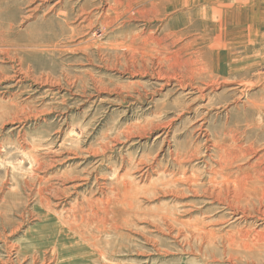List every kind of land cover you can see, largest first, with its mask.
<instances>
[{"label": "rangeland", "instance_id": "374dc122", "mask_svg": "<svg viewBox=\"0 0 264 264\" xmlns=\"http://www.w3.org/2000/svg\"><path fill=\"white\" fill-rule=\"evenodd\" d=\"M150 1L0 0V264H27L21 244L36 248L33 237L43 226L67 244L65 264H264V0H255L251 9L243 0L245 6L225 26L215 22L224 13L209 12L211 37H199L203 33L197 21L185 27L189 31L183 28L175 45L164 39V30L173 19L174 26L184 27L188 7L180 4L161 11L159 19H148ZM137 8L146 13H136ZM82 9L96 19L99 9L119 16L111 26H87L79 23ZM151 35L163 37L162 46ZM17 70L23 82L14 86L11 78ZM208 74L219 75L220 81L208 93L212 105L203 125L210 155L202 148L200 158L180 168L172 159L177 144L201 149L203 142L195 139L192 128L201 122L200 115L188 118L187 94L175 79L193 77L200 84ZM196 102L203 104L206 98ZM102 145L109 147L106 158L100 157ZM95 149L100 155L92 154ZM68 156L73 160L67 162ZM204 157L208 165L201 163ZM36 159L43 162L40 170ZM96 159H102L95 163V175L103 177L104 192L118 196L122 207L134 203L127 218L131 222L118 229L121 235L101 233L86 221L85 226L80 220L63 224L67 205H54L51 197L43 220L46 209L38 190L47 193L44 189L58 181L61 171L88 170ZM143 165L152 166L147 177L158 182L155 189L139 176ZM192 173L199 180L196 188L184 182ZM205 188L221 191L218 197L224 202H207L201 193ZM83 190L79 193L87 197ZM119 192H125L127 204ZM67 195L70 202L78 196ZM157 211L169 212L177 221H197L215 234L211 240L185 241L187 230L178 235L182 226L173 221L170 231L164 229L166 221ZM94 214L89 211L88 217ZM238 215L242 217L236 219ZM45 256L47 264H56L50 253Z\"/></svg>", "mask_w": 264, "mask_h": 264}, {"label": "bare ground", "instance_id": "6f19581e", "mask_svg": "<svg viewBox=\"0 0 264 264\" xmlns=\"http://www.w3.org/2000/svg\"><path fill=\"white\" fill-rule=\"evenodd\" d=\"M108 1H113L114 4H117V5H120V0H108ZM150 1V0H149ZM136 3V2H135ZM254 3H255V0H250V2L248 3V0L246 1V6L249 7L250 9L253 8L254 6ZM185 5L188 7V12L186 14V22L183 24L184 27L180 26V27H176L174 26L173 24V21H172V24L165 28V34H164V39L165 40H169L170 41V44L172 45H175L177 44V42H179V40L181 39L182 37V34H183V28L184 29H187L185 27H190L191 26H196L197 24V21H199L198 23L200 24L201 28H202V35L199 36L201 38H204V39H207L211 36L208 37V24H211V23H208V14L209 12H218L220 14H225V17L222 16L221 19H219L218 21H215V22H218L220 24H223L224 26L227 24V22L233 20V13L234 14H239L240 10L245 6V3L243 0H151L150 1V17L149 18H154V17H157L159 16V14H162L161 11H167L168 9H173L175 7H177L178 5ZM133 6V5H132ZM103 8V7H102ZM100 8V9H102ZM261 8V7H260ZM99 9V13H100V17L99 18H92V16H90V14L88 13V11H85L84 9L81 10V12H83L81 15H80V18L82 17V20H80L79 23H86L87 26H90L92 25L93 23H100L102 24V26L104 25L105 27L107 25H110L113 24L116 19H117V16H119L118 13H116L114 16H110L108 10L104 9L103 11ZM127 9V8H125ZM106 10V11H105ZM109 10L114 12V6H109ZM147 10V9H146ZM187 10V9H186ZM136 13H144L145 11L144 10H141L140 8H137ZM148 12V11H147ZM131 13V12H130ZM146 13V12H145ZM167 13V12H166ZM231 13L230 15H227ZM149 14V13H148ZM129 15V14H128ZM133 15V13H132ZM136 15V14H135ZM130 16V15H129ZM137 16V15H136ZM131 17V16H130ZM141 17V15H140ZM144 15L141 17L143 18ZM146 17V16H145ZM144 17V18H145ZM181 17V16H180ZM119 18V17H118ZM134 18V17H133ZM136 18V17H135ZM134 18V19H135ZM138 18V17H137ZM143 18V19H144ZM160 18V16L158 17V19ZM181 19V18H180ZM165 20V19H164ZM150 21V20H149ZM212 26V24H211ZM210 26V27H211ZM198 29V28H197ZM163 30V29H162ZM188 30V29H187ZM189 31V30H188ZM145 32V30H144ZM141 35V33H139ZM147 34V33H146ZM146 34H143V35H146ZM159 34V33H158ZM161 34V32H160ZM191 34V33H190ZM142 35V36H143ZM193 35V34H192ZM196 35V34H195ZM191 36V35H190ZM214 36V35H213ZM198 37V36H197ZM137 38V37H136ZM141 38V37H140ZM150 40L153 41L155 43V45L157 44L158 46H162L161 42H162V38L163 37H159V36H154V35H151L150 37ZM183 38V37H182ZM212 40V39H211ZM147 41V40H146ZM199 41V40H198ZM249 41V40H248ZM152 42V43H153ZM167 42V41H166ZM143 43V42H142ZM164 43V42H162ZM207 43V42H206ZM131 44V43H130ZM149 45V43H147ZM152 45V44H151ZM154 45V44H153ZM185 45V44H184ZM156 46V47H158ZM189 46V45H188ZM167 47V46H166ZM178 47V46H177ZM146 48V47H145ZM161 48V47H160ZM165 48V47H164ZM183 47H179V50H181ZM158 49V48H156ZM167 50V48H165ZM188 49V48H187ZM147 50V49H146ZM151 50V49H150ZM165 50V51H166ZM175 50V48L173 49ZM157 51V50H156ZM164 51V50H163ZM169 51H171L169 49ZM177 51V50H176ZM174 51V52H176ZM182 51V50H181ZM148 51H146L147 53ZM168 52V51H167ZM187 52V51H186ZM130 53V52H129ZM156 53V52H155ZM173 53V52H172ZM159 54V53H157ZM149 55V54H148ZM153 56V55H152ZM156 56V55H155ZM157 57V56H156ZM161 57V56H160ZM202 58V57H201ZM154 59V58H153ZM155 62V61H154ZM206 66V65H205ZM157 68V67H156ZM220 71V70H219ZM14 77L11 78L12 82H13V85H19L21 82H23L22 80V75H21V71L20 70H17L14 72ZM196 73V72H195ZM156 74L157 76L159 77L160 76V71L159 69L156 70ZM167 74V73H166ZM202 74V73H201ZM207 74V72H206ZM199 75V74H198ZM219 75H214L212 76L211 74L206 77H204L203 79H201V82L200 84L198 83H194L193 82V77H190L188 78L189 80L186 82L184 80H179L177 79L176 77V81H177V84L178 86H181L182 89H183V92L186 91L185 94H187V97H186V100H185V109H189V110H192V115L189 116L188 118L189 119H195L196 116L200 115V118L198 120H200L201 122L197 123V125H195V123L193 124L192 128H195V132H193L195 134V139H199V140H202L203 142V145L200 149V147H198L197 145L195 147H193L192 145H188L187 143H185L184 145L182 144H177L178 147L176 146L175 148V151L173 152L172 156H173V161L180 167L182 168L184 164H188V163H191L193 162V160L197 159V158H200V155L197 157L198 153H201V150L203 148V152H207V155H210L208 154V130L206 129V127H203L204 123L206 122V116L208 115V110L210 109V107L208 108V106L212 105L210 104V101H208V93H210V91L212 92L213 88H215V85L218 84V82L220 83V81L217 79ZM221 76V75H220ZM164 76H161V78H163ZM160 78V79H161ZM166 82H168L171 78L170 77H164ZM223 80L221 82H225L224 78H222ZM197 82V81H196ZM53 84V82H51ZM50 83V84H51ZM236 83V82H235ZM237 84H241L240 82H237ZM54 85H52L53 87ZM244 86V84H243ZM242 86V87H243ZM236 88V87H234ZM50 90V89H49ZM219 96V95H218ZM206 98V102L203 103V104H200V103H197L196 101L197 100H203ZM213 99V98H211ZM210 99V100H211ZM196 102V103H194ZM202 102V101H201ZM257 102V101H256ZM196 104V106L192 109V107H190V105H194ZM12 105V104H11ZM13 106V105H12ZM1 108V107H0ZM8 108V106H7ZM5 108V110L7 109ZM180 108V107H179ZM184 109V108H183ZM181 110V108H180ZM8 111V109H7ZM4 112V111H3ZM10 112V111H9ZM11 112H15L14 110H12ZM8 113V112H7ZM178 113V112H177ZM14 114V113H13ZM4 115V114H3ZM12 115V114H11ZM14 116V115H12ZM16 116V115H15ZM15 118V117H13ZM16 118H18L16 116ZM184 120V119H183ZM206 126V125H205ZM145 128H143L144 130ZM142 130V129H141ZM130 131V130H129ZM132 131V130H131ZM136 132H139V131H136ZM127 133V132H125ZM133 133V132H132ZM132 133L130 132V135H132ZM145 133V132H144ZM126 136H128L129 138V135L127 134ZM194 138V137H193ZM115 140V139H114ZM119 141V140H117ZM116 142V140H115ZM189 142V141H188ZM198 142V141H197ZM200 142V141H199ZM218 142V141H216ZM195 143V142H194ZM215 143V142H214ZM219 143V142H218ZM222 143V142H220ZM219 143V144H220ZM107 144V143H105ZM112 144V143H111ZM110 144V145H111ZM190 144H192L190 142ZM113 145V144H112ZM35 146V144H34ZM103 146V145H102ZM105 146V145H104ZM103 146V147H104ZM214 147L216 148V146L214 145ZM220 146H218L219 148ZM223 147V146H222ZM226 148V145L224 146ZM223 147V148H224ZM214 148V149H215ZM222 148V149H223ZM109 149L108 146H105L104 149L100 150V153L102 154V156L100 157H105L107 156L106 154L104 155V153L106 152V150ZM220 149V148H219ZM91 150V149H90ZM99 150V149H97ZM200 150V151H199ZM212 150V149H211ZM218 150V149H217ZM88 151V150H86ZM199 151V152H198ZM225 151V150H224ZM76 152V151H75ZM81 153H83L82 151H80ZM91 152V151H90ZM89 152V153H90ZM98 152V153H97ZM226 152V151H225ZM72 153V152H71ZM85 153V152H84ZM88 153V152H87ZM92 154H99V151H96L95 150H92ZM91 154V155H92ZM219 154V153H218ZM35 155V154H33ZM32 155V156H33ZM77 155V154H76ZM88 155V154H87ZM100 155V154H99ZM98 155V156H99ZM204 156V154H202ZM237 155V154H236ZM78 156V155H77ZM86 156V155H85ZM52 157V156H51ZM72 157H74L72 155ZM71 156H68L66 157V160L67 162L69 160H73ZM222 157L223 155H221L219 158H221L222 160ZM50 158V157H49ZM72 158V159H71ZM106 158V157H105ZM108 158V157H107ZM211 158V156L209 157ZM208 158V159H209ZM35 159V158H34ZM48 159V158H47ZM51 159V162H53L54 160L56 161L57 159L55 158H50ZM49 159V160H50ZM109 159V158H108ZM202 162L201 163H204L205 165H208V161H206L205 157L204 158H201ZM212 159V158H211ZM40 160V159H39ZM38 159H36V163H37V167L41 166L43 164L42 161H39ZM99 160H102V159H96L95 161H93L92 163V166L90 169L84 170L83 167L79 168V170L76 168L73 169L74 170H69L68 169V172L67 170H63L61 171V175L59 174V176H57L56 178H58V181H56V183H54V185H49L48 188L44 189V191H46L47 193H43V189H39L38 190V194L40 196V202L44 205V208L46 209V211H44V214L42 215V218L43 220H47V216H48V212L49 210L51 209L50 208V202H52L53 200L50 201V197L51 199H54L55 203L52 202V204H56L57 206L61 205V206H64V205H67L65 206L64 210H63V217H60L62 218L63 220V224H64V221L67 222V221H73L74 223H76L75 221L77 220H80V225L83 223L86 224V222L88 223V225L94 223L96 225V228H97V231L99 232H114L115 234H118V235H121L120 231H118L119 228H123L125 227L129 221L127 220V218H130L132 216L131 212L133 211L132 210V207L134 205V203L131 204V202L129 204H131V206H127V207H122L121 206V203H120V200L118 198V196H113V195H109L107 194L106 192H104V189L107 188L103 186V182L101 183V180L100 179H103V177L101 176H96V168H97V165L95 164L96 162H98ZM224 160V159H223ZM222 160V161H223ZM33 161V162H34ZM218 161V160H217ZM45 162V160H44ZM50 162V163H51ZM80 162V161H79ZM142 162V161H141ZM219 162H220V159H219ZM73 163V162H72ZM81 163V162H80ZM77 164V165H80ZM99 163V162H98ZM48 165V163H45ZM52 164V163H51ZM71 164V163H70ZM101 164V162H100ZM143 164V163H142ZM141 164V165H142ZM50 165V164H49ZM94 165V166H93ZM221 165V164H220ZM72 166V165H71ZM101 166V165H100ZM219 166V165H218ZM38 167V168H39ZM42 167H45V166H42ZM78 167V166H77ZM83 168V170H82ZM140 174L139 176L142 178H147L148 180V177L150 175V172H151V168L152 166L150 165H143V167H140ZM178 168V167H177ZM185 168V166L183 167ZM224 168V166H223ZM35 169V168H34ZM37 169V168H36ZM35 169V170H36ZM72 169V168H71ZM153 169H155L153 167ZM195 169V168H194ZM222 169V166H219L218 167V170H221ZM40 170V168H39ZM42 170V169H41ZM44 170V169H43ZM42 170V171H43ZM199 170V169H198ZM213 170V169H212ZM217 170V169H215ZM214 170V171H215ZM223 170V169H222ZM221 170V171H222ZM204 171V170H203ZM219 171V172H221ZM224 171V170H223ZM222 171V172H223ZM115 172V171H113ZM182 172H184V170H182ZM193 172V171H192ZM211 172V171H210ZM209 172V173H210ZM188 173V172H187ZM186 173V174H187ZM215 173V172H214ZM127 174V173H126ZM124 174V175H126ZM199 174V173H198ZM123 175V174H122ZM123 175V176H124ZM184 175V173H183ZM212 175V174H211ZM148 176V177H147ZM94 178L92 184L89 186H87L89 180L91 178ZM122 177V176H121ZM160 177V176H159ZM184 177V176H183ZM127 178V177H126ZM178 178V176H177ZM224 178V177H223ZM159 179V178H158ZM161 179V177H160ZM184 182H186V184L188 183L189 186L193 185L195 187V185H198V179L196 177V175L194 176V174L192 173L191 175H188ZM213 179V178H212ZM117 180V179H116ZM151 180V178H150ZM150 180H148L147 183H150L148 185H150L151 187L147 186L145 188H152L153 186L155 187L156 186V183L158 184V182H150ZM154 180V179H153ZM171 180V179H170ZM211 180V179H210ZM125 181V179L123 180ZM156 181V180H155ZM164 181V180H162ZM209 181V180H208ZM215 181V180H213ZM223 181V180H221ZM124 183V182H123ZM166 183H168L166 181ZM170 183V182H169ZM178 183V182H177ZM210 183V182H209ZM223 183V182H222ZM126 184V183H125ZM124 184V185H125ZM164 184V183H162ZM39 185V184H38ZM107 186V185H106ZM112 186V185H111ZM211 186V185H210ZM209 186V187H210ZM47 187V186H46ZM83 187L84 190L83 192H88L89 195L87 197H85L84 193L80 194L79 191H80V188ZM118 187V186H117ZM116 186L115 188L118 189ZM130 187V185H129ZM153 187V188H154ZM45 188V187H44ZM104 188V189H103ZM110 189H113L114 187H109ZM126 188V187H125ZM127 188H128V185H127ZM126 188V189H127ZM131 188V187H130ZM142 188V187H141ZM196 188V187H195ZM199 188V186H198ZM197 188V189H198ZM208 188V187H207ZM109 189V190H110ZM155 189V188H154ZM196 189V191H198ZM239 189V188H238ZM241 189V188H240ZM251 189V188H250ZM108 190V189H107ZM121 190L118 189V191ZM147 191V189H145ZM144 190V191H145ZM151 190V189H150ZM211 190V189H210ZM221 190V189H220ZM247 190V189H246ZM253 190V189H252ZM37 191V190H36ZM114 191V190H113ZM117 191V190H116ZM123 191V190H122ZM126 191H129V190H125ZM133 191V189L131 190ZM130 191V192H131ZM77 193L78 196H76L73 201H66L65 198H67V194H72V193ZM124 192V193H125ZM130 192H128L130 194ZM200 192V190H199ZM203 192V195L206 196L207 198L206 199H209L207 200V202L211 203V202H219V203H223L224 201H222L219 197H220V194L218 193H221V191H216V193L214 191H208V189H203L201 191V193ZM247 191H245L246 193ZM255 192V191H254ZM112 193V192H111ZM115 193V191H114ZM113 193V194H114ZM117 193V192H116ZM115 193V194H116ZM120 193V192H119ZM123 193V192H122ZM123 194V198L125 200V203L127 204V201L128 199L127 196H125ZM127 193V195H129ZM135 193V192H134ZM198 193V192H197ZM257 193V192H256ZM114 194V195H115ZM133 194V193H131ZM248 194V193H247ZM119 195V194H117ZM134 195V194H133ZM133 195H130V200L133 199L134 202L135 201V197ZM219 195V197H218ZM245 195V194H244ZM256 195V194H255ZM80 196V198H79ZM133 196V198H132ZM136 196V195H135ZM65 197V198H64ZM251 197V196H249ZM248 197V198H249ZM121 199V198H120ZM123 200V201H124ZM132 200V201H133ZM118 203H120V206L117 205ZM124 206V204H123ZM54 207V206H53ZM118 207V208H117ZM189 207V206H188ZM61 208V207H60ZM120 208V209H119ZM137 208V207H136ZM138 209V208H137ZM61 210V209H60ZM59 210V211H60ZM135 210V209H134ZM89 211H93L95 214L93 217H88V213ZM61 212V211H60ZM140 212V211H139ZM157 212H160V211H157ZM53 213H58V212H54ZM136 213V211H135ZM134 213V214H135ZM155 213V212H154ZM161 215L159 216L160 218L164 219L166 222L162 223L165 225V228L164 229H168V231H170V227H171V224H172V221L173 222H177V224H179L180 226L182 227H178V235L180 234L181 230L182 229H186L187 232L184 233L185 234V241L187 240H195L196 238H200L202 236H208L209 238L207 240L210 239V237H213L214 236V232L212 231V229H204L203 226L200 225L199 222L197 221H190V222H185L184 220L183 221H177V220H180V219H177L176 218L174 219L173 216L169 215V212L167 213L166 211L165 212H160ZM172 213V212H171ZM131 214V216H130ZM153 214V213H152ZM159 214V213H157ZM56 215H59V214H56ZM61 215V214H60ZM136 215V214H135ZM134 215V216H135ZM155 215V214H153ZM173 215V214H172ZM130 216V217H129ZM136 217V216H135ZM158 218V215L156 216ZM242 215H238L236 216V219H239L241 218ZM59 218V219H60ZM159 218V220H160ZM131 219H134V218H131ZM155 219V218H154ZM61 220V222H62ZM86 221V222H85ZM162 221V220H161ZM171 221V222H170ZM43 222V221H42ZM72 222V225L74 224ZM79 222V221H78ZM77 222V223H78ZM131 222V221H130ZM156 222V221H154ZM69 223V222H67ZM71 223V222H70ZM158 223V222H157ZM66 224V223H65ZM131 224V223H130ZM202 224V223H201ZM75 225V224H74ZM73 225V228L75 229ZM79 225V226H80ZM163 225V226H164ZM174 225V224H172ZM203 225V224H202ZM67 226V225H66ZM85 226V225H83ZM130 225H128L127 227H129ZM65 227V226H64ZM69 227V226H67ZM71 227V225H70ZM173 227V226H172ZM60 228V227H59ZM72 228V227H71ZM82 228V227H81ZM80 228V230H81ZM89 228L91 229V226L88 227L87 229L89 230ZM95 228V227H93ZM78 229V228H77ZM173 229V228H172ZM177 229V228H176ZM60 230V229H59ZM92 230V229H91ZM120 230V229H119ZM74 231V230H73ZM73 231H70V232H73ZM76 231V230H75ZM96 231V230H95ZM77 232V231H76ZM82 232V230L80 231ZM79 232V233H80ZM36 235L33 237V242L37 245L36 248H30L27 250V247L31 246L30 242H27V243H22L21 244V252L24 253L23 257H28L30 260L27 264H47L48 263V257H46L45 255L47 253H50L51 257H54V259H56V264H65V259L63 261V252L66 250V248H68L67 244L64 243V241L59 238L57 236V238H54V232L50 231L47 227H41L40 230L36 231ZM83 233V232H82ZM81 233V234H82ZM78 234V233H76ZM80 234V235H81ZM99 234V233H98ZM79 235V236H80ZM125 235V234H124ZM225 236V235H224ZM122 237H123V234H122ZM181 237V236H180ZM223 237V235H222ZM228 237V236H227ZM82 238V237H81ZM84 239V238H83ZM123 239V238H122ZM206 239V238H205ZM85 240V239H84ZM211 240V239H210ZM30 241L32 242V239L30 238ZM205 241V240H204ZM241 241V240H240ZM238 240V242H240ZM189 242V241H188ZM201 242V241H200ZM210 242V241H209ZM237 242V241H236ZM94 244V243H93ZM250 244V242H249ZM243 245V244H242ZM250 246H252L250 244ZM243 248H245L243 246ZM248 248V247H247ZM252 248V247H251ZM249 249V248H248ZM26 251V252H25ZM17 252V251H16ZM28 252V253H27ZM48 256V255H47ZM50 257V256H49ZM56 257V258H55ZM53 259V258H52ZM51 259V260H52ZM9 262H11L10 258L8 259ZM55 261V260H54ZM50 262V261H49ZM53 262V261H52Z\"/></svg>", "mask_w": 264, "mask_h": 264}]
</instances>
